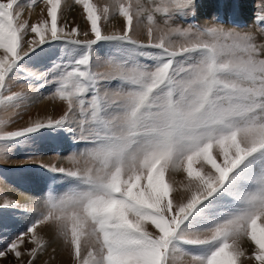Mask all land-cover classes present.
I'll use <instances>...</instances> for the list:
<instances>
[{
  "label": "snow or ice",
  "instance_id": "obj_1",
  "mask_svg": "<svg viewBox=\"0 0 264 264\" xmlns=\"http://www.w3.org/2000/svg\"><path fill=\"white\" fill-rule=\"evenodd\" d=\"M75 3L92 38L72 39L78 27L58 26L62 0H46L49 19L32 24L21 22V0H0V156L45 131L85 145L66 157L71 167L48 166L69 181L67 190L50 191L0 257L34 260L46 244L37 229L48 226L70 245L75 264H185V257L264 264V41L225 27L219 14L195 23L198 0ZM116 15L123 30L103 34L101 21ZM256 20L264 25V11ZM140 25L146 41L133 38ZM29 31L35 36L25 40ZM55 41L68 47L43 69L22 65ZM102 41L112 47L94 48ZM21 71L38 87L53 85L66 109L7 130L13 120L4 113L28 99L11 91ZM178 172L184 181L170 178ZM25 237L34 245L26 253ZM243 238L254 246L251 256Z\"/></svg>",
  "mask_w": 264,
  "mask_h": 264
},
{
  "label": "rangeland",
  "instance_id": "obj_2",
  "mask_svg": "<svg viewBox=\"0 0 264 264\" xmlns=\"http://www.w3.org/2000/svg\"><path fill=\"white\" fill-rule=\"evenodd\" d=\"M202 1L198 0L195 23L200 25L214 23L213 17L219 14L225 21V27L232 28L238 25L237 30L253 32L258 43L264 41V25L256 20L257 12L264 11V0H206L204 3ZM109 2L110 0H93V3L100 7ZM21 3L23 5L21 22L27 20L29 24H32L39 23L42 19H49L47 17L46 0H43V2L42 0H36L35 5L31 8L27 6L30 0H21ZM35 9L37 16L32 20L31 12ZM113 19L116 20V23ZM58 26L65 27L68 30L78 27L81 34L79 37H72V39L92 38L90 25L85 18L82 6L76 4L75 0H62ZM184 26L186 27L187 24H184ZM123 27V18L118 15L110 17L107 21H101L102 32L105 35L121 32ZM85 31H89L88 37L83 35ZM34 36L35 34L29 31L25 40H30ZM133 38L146 41L144 25L135 28ZM27 47L28 45L25 44L24 50H27ZM42 47V52L38 49V55H33L30 59L26 58L21 62L22 65L29 70H33L32 65H37L43 69L49 64V57L53 53H59L68 45L63 41H55ZM111 47L112 43L106 41L99 42L94 46L100 52H105ZM0 55H2V52H0ZM17 76L19 79H13L11 82V91L25 92L28 94V99L18 110L10 109L7 113H4L5 116H11L13 120L7 130H15L27 126L33 121L46 120L49 117L56 119L63 114L66 105L53 98V85L47 84L38 87V82L24 78L25 73L23 71L17 73ZM16 112L19 115H16ZM44 145L47 148L49 147V153L43 151L42 147ZM84 148L83 143L74 141L70 135H54L45 131L43 134H37L34 137V142L22 144L18 148L11 149L9 154L0 156V249H4L10 240L31 224L39 212L43 210L44 200L50 191L54 194H60L67 190L69 181L61 174L50 172L48 166L71 167L66 157L83 151ZM27 177L30 178V181H34L33 184L38 181L44 183L46 192L45 199H42V207L37 205L34 197H31L28 201L26 197L22 196L24 193L22 191H26L25 186L27 189L33 186V184H26ZM170 178L175 179L177 182L185 180L182 172L171 174ZM181 195L183 193H177L176 198L179 199ZM6 201L14 202L17 207H3ZM37 233L43 237L46 244L43 249L37 252L34 260L27 254L17 259L14 254L9 252L5 257H0V264H29L30 260L32 264H75L70 245H66L54 229L41 226L37 229ZM27 241L28 237H25V244L21 247V251L25 253L27 249L34 247ZM241 246L245 249L246 254L251 256L254 246L247 238L241 240ZM184 259L186 264H190L189 257ZM242 264H255V261L242 258Z\"/></svg>",
  "mask_w": 264,
  "mask_h": 264
},
{
  "label": "bare ground",
  "instance_id": "obj_3",
  "mask_svg": "<svg viewBox=\"0 0 264 264\" xmlns=\"http://www.w3.org/2000/svg\"><path fill=\"white\" fill-rule=\"evenodd\" d=\"M202 2L204 3V2H206V0H203ZM36 16L37 15H36V9H35V10H33L31 12L32 20H34L36 18ZM113 21L116 23V20L113 19ZM42 149H43V151L45 153H49V147L47 148L46 145H44L42 147ZM26 179H27V182H26L27 185H32L33 184L34 181L33 182H32V180L30 181V178L27 177ZM25 190L26 191H24V190L22 191V193L24 192L22 194V196L26 197V200H28V201H30L31 197H34L35 200L34 199L33 200L37 203L38 206L42 207V201L45 199L44 196H45V192H46L44 183L38 181V182L34 183L33 186L30 189L29 188L27 189L26 186H25ZM38 202H41V203H38ZM34 215L36 216L37 214H34Z\"/></svg>",
  "mask_w": 264,
  "mask_h": 264
}]
</instances>
